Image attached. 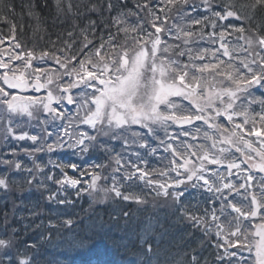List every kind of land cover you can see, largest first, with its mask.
Here are the masks:
<instances>
[{"label": "snow or ice", "instance_id": "obj_1", "mask_svg": "<svg viewBox=\"0 0 264 264\" xmlns=\"http://www.w3.org/2000/svg\"><path fill=\"white\" fill-rule=\"evenodd\" d=\"M49 7L48 0L21 5L36 21V33H47L39 10ZM51 10L53 24L68 27L55 40L48 36L45 47H28L18 38L24 25L13 19L15 5L0 0V23L8 29H0V132L5 142L32 145L20 148L31 167L17 158L15 146L7 153L12 159L0 158V192L30 199L25 192L35 184L48 192L45 197L41 191V198L58 205L72 204L59 195L76 189L77 196L87 191L98 202L112 198L139 206L148 203L143 189H150L154 198L171 199L178 218L202 231L207 239L201 248L214 249L211 264H264V91L254 95L264 90V0H53ZM18 117L51 122L52 130L45 126L34 134ZM109 141L135 150L127 158L111 155ZM65 146L107 153L116 165L111 184L98 183L109 179L97 171L104 164L82 171L70 161L57 163L60 177L46 174L35 154ZM161 146L171 157L168 165L149 167L147 157ZM67 169L89 176L87 188ZM12 173L26 175L18 182ZM40 176L59 188L51 191ZM141 184L139 192L129 190ZM189 188L209 194L204 203L211 207L201 211L183 203ZM125 207L113 209L117 218L130 216ZM8 217L5 212L0 264H35L27 252L37 244L19 240ZM72 224L69 218L60 226ZM152 228L151 221L143 225L144 234ZM144 243L143 264H153V257L161 264L152 244ZM185 264L209 260L194 248Z\"/></svg>", "mask_w": 264, "mask_h": 264}, {"label": "trees", "instance_id": "obj_2", "mask_svg": "<svg viewBox=\"0 0 264 264\" xmlns=\"http://www.w3.org/2000/svg\"><path fill=\"white\" fill-rule=\"evenodd\" d=\"M4 2L13 3L15 5L16 16L13 17V19H15L17 24L22 23L24 25V30L21 33V35L23 37L27 36L28 38L26 39V41L28 43H33L37 47H40V48L45 47L47 44L48 36H51V39L55 40L56 34L58 32L63 31L65 27H68V25L66 24L61 25L59 22H57L55 25L53 24L54 11L51 10V5L53 3V0H48V4L50 6L49 8L39 10L40 15L43 20L42 28L47 29V33H45L44 31L36 33L34 31L36 21L28 17L26 9L21 8V5L23 4H27L29 2L42 3V0H4ZM74 2H76V0H74ZM22 12H23V18L21 19ZM0 29H2L5 33H7L8 31L6 25H4L3 23H0ZM40 35H44V40L39 39ZM17 196H19V194L14 195L13 198L9 200L10 202L9 204L11 206H8L7 208H5V205H3L4 212L3 210H0V216L3 219H4L5 212L11 210L14 205L17 208L19 202H21V200L17 198ZM149 200L150 199H148V201ZM105 217H106L105 214L96 212V215L94 217L84 218V220L81 222L84 225H81V223H79L76 227L70 229L69 236H68L69 241L76 248V250L79 251L80 249L81 258H85L89 254L87 252L88 247L90 248V250L91 249L96 250L97 253L102 252V250L100 249L102 247L100 246L99 243L101 240H105V229L103 227L104 226L103 220ZM51 244L52 242L48 243V241L44 240L41 242L40 245H37L36 249H32V254L41 253V252L44 253V256H41L43 257L42 261L38 260L35 264H50L49 260L51 259L49 255H50L51 249L49 246ZM64 250H65V246L63 243L57 246H54V248L52 249L53 261L51 262V264H61L62 263V256L60 254L63 253ZM105 250H108L109 252L106 256L107 262L105 264H120L117 260L118 255L127 256L125 261H123V264H140V258L138 254L136 253H133L132 255L126 252L122 253L118 251V247L116 245H110ZM103 251H104V248H103ZM23 252H24V249L22 248L21 249L22 255H23ZM32 254L31 256H34ZM185 259L186 257L183 259V264H185Z\"/></svg>", "mask_w": 264, "mask_h": 264}, {"label": "rangeland", "instance_id": "obj_3", "mask_svg": "<svg viewBox=\"0 0 264 264\" xmlns=\"http://www.w3.org/2000/svg\"><path fill=\"white\" fill-rule=\"evenodd\" d=\"M67 107H68L69 109H72V111L74 112V107H73V106H67ZM70 114H71V113H70ZM61 123H67V121H64V122L59 121V123H58V122L56 123V121H55V124H61ZM198 123H199V122H198ZM50 124H52V123H50ZM47 127H48L49 131L52 130V125L50 126V125L48 124ZM80 127H81V129H85V130H87V126H86V125H81ZM137 130H139V129H137ZM173 130H174V129H170L169 131H173ZM40 131H41V130H38L37 133H40ZM61 135H62V133H61ZM160 138H164V133H163V131L160 132ZM54 139H55V136H53V137L47 139V143H52ZM64 139H67V137H64ZM183 139H187L189 143H193V144L203 143V140H196V141H193V140H191L190 138H183ZM156 143H157V142L154 141V142H153V146H156ZM175 143H178V141L175 142ZM31 146H32V145H31V142H27L26 146H24V147H31ZM65 150H66V151H72L73 155L76 154L77 156H80V155L82 154V153H80L78 150H69V149H67V147L65 146V148H64L63 150L58 149V150L52 152L51 154H49V155H51L50 158H49V160H51L53 163L56 162V159H55V157L53 156L54 153H55V152H58V151H65ZM133 150H135V147H134V146H133L132 149H129L128 151H124V152H123L124 154H122V155H123L125 158H127L128 155H129V153H130L131 151H133ZM45 153H46V150H45ZM20 154H22V152H20ZM46 155L48 156V154H46ZM19 158H20V157H19ZM19 158H18V159H19ZM35 158H36L37 163H40V164H43V163H44V161L41 162L40 158H38V157H36V156H35ZM133 158H134V157H133ZM24 159H25L26 162L29 161L30 166H32L31 159H30L28 156H26V155H25V157L23 156L22 161H24ZM147 159H148V161H149V167H151V168H164V167H165V166L163 165V164H164V161H167V160H169V159H171V158L169 157V154H168V153L163 152V146H161V147L159 148V150H158V152H157V154H156L155 156L147 157ZM152 162H155V164L151 165L150 163H152ZM53 163H52V164H53ZM49 165H50V164H49ZM142 166H143V165H142ZM47 168H48V164L45 166V170H47ZM172 175H174V174H172ZM249 262H251V259H249Z\"/></svg>", "mask_w": 264, "mask_h": 264}]
</instances>
